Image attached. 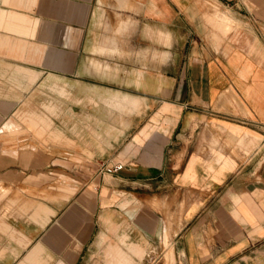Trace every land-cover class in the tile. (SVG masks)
<instances>
[{"label":"crops","instance_id":"crops-1","mask_svg":"<svg viewBox=\"0 0 264 264\" xmlns=\"http://www.w3.org/2000/svg\"><path fill=\"white\" fill-rule=\"evenodd\" d=\"M0 264H264V0H0Z\"/></svg>","mask_w":264,"mask_h":264},{"label":"rangeland","instance_id":"rangeland-1","mask_svg":"<svg viewBox=\"0 0 264 264\" xmlns=\"http://www.w3.org/2000/svg\"><path fill=\"white\" fill-rule=\"evenodd\" d=\"M189 33H190L189 30H184V31H183L184 39L187 38L188 41H189V39H190L191 37L194 39V33H193V34H191V33L189 34ZM188 47H189V43H188V42H187V43H184L183 51H184V52H188V50H189ZM184 62H186V61L184 60ZM174 64H175L174 61H173V62L170 61V62H168V67H169V66H174ZM165 242H166V238H165ZM165 245H167V243H166ZM169 253H171V251H169V252H167V253H166V252L164 253V255H163V256H164V257H163L164 260H165V259H166V260L169 259Z\"/></svg>","mask_w":264,"mask_h":264},{"label":"built area","instance_id":"built-area-1","mask_svg":"<svg viewBox=\"0 0 264 264\" xmlns=\"http://www.w3.org/2000/svg\"><path fill=\"white\" fill-rule=\"evenodd\" d=\"M122 168H123L122 164H114L111 166H104L101 171L104 173L111 174V173H115V172L120 171Z\"/></svg>","mask_w":264,"mask_h":264}]
</instances>
